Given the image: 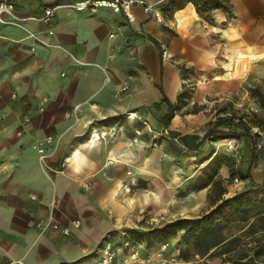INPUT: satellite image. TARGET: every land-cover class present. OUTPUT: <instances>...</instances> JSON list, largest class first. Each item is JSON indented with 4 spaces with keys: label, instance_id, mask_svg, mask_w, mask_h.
Instances as JSON below:
<instances>
[{
    "label": "crops",
    "instance_id": "1",
    "mask_svg": "<svg viewBox=\"0 0 264 264\" xmlns=\"http://www.w3.org/2000/svg\"><path fill=\"white\" fill-rule=\"evenodd\" d=\"M9 1L21 18L57 8L49 23H0V264H93L106 241L117 248L115 264H160L161 253L145 244L128 247L124 229L141 217L134 200L139 178L150 177L142 164L152 162L155 126L170 142L179 138L170 132L193 134L176 128V111L166 124L171 105L190 93L179 65L221 70L197 80L192 101L264 81V0H228L213 22L192 2L162 9L169 0H143L162 20L138 4L130 20L124 10L69 6L79 0ZM92 132L100 135L95 143ZM50 136L59 143L46 144L43 164L37 146ZM255 172L262 184L264 162ZM134 248L139 256L129 260L124 254Z\"/></svg>",
    "mask_w": 264,
    "mask_h": 264
},
{
    "label": "rangeland",
    "instance_id": "2",
    "mask_svg": "<svg viewBox=\"0 0 264 264\" xmlns=\"http://www.w3.org/2000/svg\"><path fill=\"white\" fill-rule=\"evenodd\" d=\"M221 52L226 54V51L222 50ZM220 55L222 57V54ZM223 60L221 58V61ZM179 69L186 81L184 86L190 93L187 92L188 98L179 102V109L176 111L179 115L176 128L181 131L182 129L192 130L193 134L199 137L196 143L200 142L204 134L211 128L228 131L225 136L205 138L200 143L199 151L206 156L214 152L228 155L234 159L235 166L231 171L228 169L226 175L220 173L222 167L219 170V176L223 178L227 188L225 197H231L248 186V182H253L252 175L257 172L255 170L258 163L264 162V81L246 79L238 85L234 92L210 93L205 100L203 99L204 101L198 102L191 99L195 93L197 80L203 79L207 82L212 78L213 72L219 73L221 70L198 72L181 64ZM250 108L255 111L247 114V109ZM230 116H246L244 122L249 128L242 129L244 132L242 139L241 136H234L232 131H229L228 125H225L227 122L225 119ZM127 117L129 118V114ZM202 119L203 124H199ZM139 121L140 127H145L142 119ZM155 127L153 143L155 150L152 152L153 156H149L152 162H149L148 165L142 164L146 167L142 169L147 171L150 177L139 178V196L134 200V204H139L140 208L133 212L141 217L136 223L137 227H127L124 229L125 232L128 229H136L146 235L148 231L178 218H200L215 207L210 199V196H213L210 186L202 190L194 188L196 178L204 173L202 168L207 161L198 162L195 151L181 144L179 139L170 142L165 137L164 131H160V126L156 125ZM232 127H236V125ZM247 139H250L251 143ZM251 144L253 148H251ZM138 168L140 169V167ZM222 172L225 173V171ZM233 172L237 174L231 176L230 173ZM240 173L245 177H242ZM151 179H153V184ZM219 216H216L217 220L222 224L228 220L226 228L228 237L237 238L236 242L230 245L231 251L222 256L214 258L199 256L191 243V238L187 235L184 237L182 231L171 238H163L156 234L147 235L143 237L141 244L143 246L145 244V247L156 253H161V256H158L160 259L176 257L177 260L173 264H229L222 259H239L243 256L252 257L256 264H264V232L259 231L261 225L254 223L249 227L235 214H224L223 219ZM125 236H128L127 232ZM129 243L128 247L137 245L131 241ZM120 245H122L120 242H116L117 247ZM183 248L188 250V260L180 257ZM124 255L131 260V253L126 252Z\"/></svg>",
    "mask_w": 264,
    "mask_h": 264
},
{
    "label": "trees",
    "instance_id": "3",
    "mask_svg": "<svg viewBox=\"0 0 264 264\" xmlns=\"http://www.w3.org/2000/svg\"><path fill=\"white\" fill-rule=\"evenodd\" d=\"M186 2H192L197 12L209 22H213L212 13L214 10L219 8L228 10V0H169L166 8L170 9L173 7H181ZM188 98L187 93H181L178 97L179 102L183 99ZM179 109V104L171 105L169 112L166 114V124L173 117L174 112ZM236 116H230L225 125H228L229 131H232L234 136L242 135L239 128H249V126L240 120L235 123L234 118ZM236 125V127L231 126ZM239 127V128H238ZM172 138L179 137V142L184 146L195 151L198 162L206 165L202 168L203 174L197 176L195 189L206 188L210 186V192L213 196H210L211 203L215 206L209 213L203 215L200 218H178L173 221L167 222L163 226L154 228L145 233L140 232L136 229L126 230L129 237V241L133 244H139L143 241L144 236L156 234L163 238H171L175 236L179 231L184 233V237L189 236L191 243L193 244L196 252L201 257L214 258L216 256H222L223 254L231 251L230 245L235 243L237 238L228 237L226 228L228 226V220H225V224L218 222L217 215H220L221 219L224 214H235L238 219L248 224L251 227L254 223H258L260 226L259 231L264 232V182L262 184L250 183L245 186L235 195L226 198L227 193L226 185L224 184L223 178L219 175V170L223 166H227L230 171L235 166V161L232 157L219 154L211 153L208 156L200 153L199 146L201 141L205 138L212 136L220 137L227 135L228 131L223 129L214 130L209 129L200 142L196 143L199 137L195 134L181 135L175 132H170ZM174 141V140H172ZM236 172L230 173L231 176H235ZM241 174V173H240ZM242 177H245L241 174ZM184 241V240H183ZM225 251H223V249ZM180 257L184 260L189 259L188 250L183 248L180 252ZM225 263L229 264H256L252 257L243 256L235 259L224 258L222 259Z\"/></svg>",
    "mask_w": 264,
    "mask_h": 264
},
{
    "label": "built area",
    "instance_id": "4",
    "mask_svg": "<svg viewBox=\"0 0 264 264\" xmlns=\"http://www.w3.org/2000/svg\"><path fill=\"white\" fill-rule=\"evenodd\" d=\"M134 4H138L144 7L146 12L153 13V15L158 19L162 20L161 13L159 10L155 9V6L153 4H145L143 0H79L77 2H74L73 4L69 5L76 10H86V9H94L97 7H110L114 9L115 11H120L124 10L126 12L127 17L130 20L134 19V16L130 12V7ZM57 7H47L44 10V13L41 16H33L30 18H21L16 11V6L14 3L10 2L9 0H0V23L1 24H9V25H14V26H19L23 27L22 21L25 19H32L36 21H42L44 23H49L54 15V12ZM52 33V30L50 31ZM29 35L33 38H36L37 40L41 41L42 43H45V41L41 40L40 38L37 37L35 33L29 32ZM108 79V78H107ZM46 99L43 100L45 102ZM253 111H255L253 108H250L249 110L247 109V114H251ZM134 113H130L129 117H134L132 116ZM136 116V115H135ZM246 116H236L234 118V122L237 123L241 119L245 121ZM94 135V132L91 133L88 141L92 139V136ZM59 143V137L54 138V137H48L46 138L44 143H40L37 146L38 152H39V159L41 163H45V159L48 156V149L46 147V144H51L57 146ZM68 158H65L64 161L62 162V167H65L67 164ZM84 187L88 188L89 186L87 184L84 185ZM73 224L76 227H79L81 225L80 220H75ZM42 230H45L47 226H42L41 224H38ZM55 228H59L58 225H54ZM62 232L65 235H69L71 231L69 228H63ZM129 242L127 243V245ZM165 246V245H164ZM98 256L93 264H115V260L118 254L117 248L114 246V244L110 241H106L103 243L102 246L97 251ZM139 256V249L134 248L131 253V259L136 260ZM176 257H171L168 259H162L160 264H173L176 262ZM131 264V263H129Z\"/></svg>",
    "mask_w": 264,
    "mask_h": 264
},
{
    "label": "bare ground",
    "instance_id": "5",
    "mask_svg": "<svg viewBox=\"0 0 264 264\" xmlns=\"http://www.w3.org/2000/svg\"><path fill=\"white\" fill-rule=\"evenodd\" d=\"M232 54L235 55V56L238 55V53H237L236 51L232 52ZM263 56H264V55H263ZM99 136H100V135H99L98 133L95 132L94 135L92 136V139L90 140V142H91V141H94L93 143H95V140H96V139H99ZM88 143H89V142H88ZM90 144H91V143H90ZM85 145H86V144H85ZM86 146H87V145H86ZM88 146H89V145H88ZM155 195H156V194H155Z\"/></svg>",
    "mask_w": 264,
    "mask_h": 264
}]
</instances>
